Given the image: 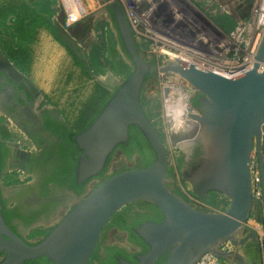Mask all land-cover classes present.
<instances>
[{
	"label": "water",
	"instance_id": "1",
	"mask_svg": "<svg viewBox=\"0 0 264 264\" xmlns=\"http://www.w3.org/2000/svg\"><path fill=\"white\" fill-rule=\"evenodd\" d=\"M102 1L113 12L116 27L109 13L108 16L132 72L94 123L75 137L79 151L77 183L91 181L103 173L109 158L119 151L117 148L128 143L132 126L144 135L155 161L147 168L122 172L86 190L62 221L32 245L15 233L3 216L1 144L4 142L0 139V264H26L43 257L51 264H89L112 217L135 202L152 204L162 213L163 220L147 221L136 228L135 233L149 250L137 256L136 263L119 258L118 264H158L165 256V264H196L209 253L234 263L238 258L242 264L240 253H223L218 247L226 242L248 244L249 237L239 241L237 233L254 209L250 170L254 151L262 176L264 215V73L259 72L264 39L252 70L234 79L220 77L179 59L159 67L140 55L119 2ZM0 54L3 56L1 51ZM6 62L23 76L12 63ZM153 70L180 76L200 94L195 108L200 114L192 115L200 125V149L195 160L203 158L208 164L200 179L202 195L197 197L205 200L210 191L220 193L230 200L226 211H198L168 188V151L141 102L144 84ZM5 72L9 74L7 69ZM188 179L192 183L191 176ZM15 188L19 186L9 189Z\"/></svg>",
	"mask_w": 264,
	"mask_h": 264
},
{
	"label": "rangeland",
	"instance_id": "2",
	"mask_svg": "<svg viewBox=\"0 0 264 264\" xmlns=\"http://www.w3.org/2000/svg\"><path fill=\"white\" fill-rule=\"evenodd\" d=\"M10 1L14 2L11 4V8L17 7L20 10L18 5L20 4L21 6L22 3H27L34 11L43 13L46 19L50 20L56 27L59 35L68 44L72 45L76 54L81 56L85 61L83 63L90 77L83 72L80 66L75 65L73 58L49 32L45 30L38 32L35 44L32 46L33 64L30 73L31 79L27 76L32 83L33 78L34 82L39 83L38 85L43 89L41 96H44V99L41 101L37 112H41L50 106L54 108L52 113L58 114L65 124L73 128L75 119L80 115L81 107H83V104L93 91L97 82L110 87H117L126 80L125 75L122 73V67L119 63L120 60L115 54V51L120 53L126 63L128 62L123 55L121 47L118 44L115 46L117 33L108 16L106 3L102 0H82L85 8L82 9L81 16L85 15L86 11L87 14L77 22H71L68 18L65 3L62 0H0V8L10 4ZM142 1L146 7L148 5L150 7H156L152 16L166 27L165 31H170L172 35L179 32L181 34H188L189 36L190 32H186L183 24H178V26L174 24L176 16L175 13H171L170 7L165 6L163 10L160 8L161 0ZM189 1L192 3L190 9L185 8L184 10L188 11L190 16L187 13L181 14L195 21L199 27L197 31L203 35L212 37L213 39L225 40V47L228 50L237 47L236 40H233L231 36L229 39L221 37V32L228 36L234 33L236 35L235 39L241 38L244 27L254 23L253 18L264 2V0H225L230 5L229 12L215 13L205 10V0H197L198 3L194 0ZM211 1L219 2L220 0ZM169 2H174L173 4L180 2L183 4L184 1L170 0ZM213 7H216V4ZM11 8L8 7L6 12ZM139 15L142 17L143 14L140 13ZM221 18L226 19V22H231L235 26L232 32L228 33V31H224L218 26ZM12 27L13 22L11 19L8 21L0 20V40L8 38V33L12 31ZM139 41L142 45L141 49L144 58H148L156 66H162L163 62L166 65L168 63H174L176 60L172 56H182L181 54H183L182 51L167 49L160 44H155L151 40L145 43L142 37L139 38ZM90 50V54H94L93 59H89V57L87 59L88 51ZM96 58L99 64L98 66L95 64ZM52 76L54 80L51 79ZM39 80L48 83V85H44L43 82L40 83ZM55 84L56 88L54 89L53 85ZM45 91L49 92L45 94ZM196 96L197 90L185 79L178 75L163 74L158 70H153L150 73L141 94V102L144 110L162 135L168 151L169 169L166 176V184L172 193L185 201L188 200L187 194L197 197L188 179L191 176L192 167L196 162L195 157L197 156V151L200 149L199 136L193 134L196 127L193 123L188 122L192 120L189 114L196 115L195 113L197 112L191 107V100ZM51 101L56 106H52ZM39 103V101L36 102L37 105ZM34 108L35 105L33 110ZM3 114V110L0 109V116ZM0 138L8 146H13L21 150H29L28 148L31 149L34 147L29 139H26V135L19 131V128L11 119L8 124L0 125ZM253 157L256 163L259 164L258 155L255 151ZM13 167L10 168L7 164L4 169L3 197L5 199L10 194V190L7 187L20 186L28 181H32L29 173L26 170L23 171V169H20L18 164H15V167ZM108 168L116 174L137 169L138 155L128 160L123 156L122 151L119 150L113 155ZM88 189L87 187L86 190ZM15 190L17 188L12 189L11 192ZM64 193L68 195L67 192ZM212 198L215 199L218 205L217 210H222V212L226 211L230 203L227 197L220 193H211L205 196L207 203ZM262 199L263 193L261 191L260 196L258 197L257 195L254 198V209L247 223L237 233L239 241L249 237L248 244L246 246L234 245V253L242 252V249H245L248 245L255 246L257 252L252 264H264V215ZM77 202L78 200L74 199L66 200L51 216L40 219L30 228H26L22 224L15 222L17 231L26 241L35 244L57 226L58 223H56V220L60 216H64ZM127 207L126 210L135 211L139 205L131 204ZM252 231H255V235L253 236L251 235ZM102 240V244L117 243L121 246L123 244L126 245V235L115 229L109 230L106 238L103 237ZM244 256L242 255L244 260L242 264H249L248 261L250 259H247L246 262ZM235 262L236 264H241L238 258Z\"/></svg>",
	"mask_w": 264,
	"mask_h": 264
},
{
	"label": "trees",
	"instance_id": "3",
	"mask_svg": "<svg viewBox=\"0 0 264 264\" xmlns=\"http://www.w3.org/2000/svg\"><path fill=\"white\" fill-rule=\"evenodd\" d=\"M11 6L12 5L0 8V18H3V20L11 17L16 18L12 31L8 33V38L1 39L0 44L6 51L8 58L14 62L16 67L21 72L28 73L30 71L33 61L32 45L35 42L37 30L40 28H45L73 58L75 65L80 66L83 72L90 77L89 72L84 66V60L82 57L77 55L74 47L68 44L59 35L56 27L51 23L50 20L46 19L43 13L32 10L26 4H22L20 10L17 7L11 8ZM8 7L11 9L6 12ZM107 13H109L114 27H116L115 21L113 19V12L108 7ZM218 26L224 31H228V33L232 32L235 28L231 22H226V19L224 18H221V20L218 22ZM116 38L115 46L118 44L121 47V50L124 51L119 35H117ZM137 47L140 55L145 60L139 45H137ZM115 54L120 60L119 63L122 67V73L127 78L131 74L130 71H132V67L124 61L118 51H115ZM93 55L90 54L89 59H93ZM95 64L97 66L99 65L97 58ZM118 90V86L110 87L106 84L97 82L93 88L92 94L83 104L79 117L75 119L73 124L74 126L72 125L73 128L67 124L61 123L57 117H53L49 113H45L44 116L46 117V120L44 129L50 131L54 136L61 139L59 143V150L57 154H50V152H46L42 155L41 159H39V156H32L30 161L27 163V166L30 168V170H37L41 173V182L39 187L36 186L35 188H38L39 190V198L46 201L37 204L31 209V207H25L21 203L17 206L14 204L9 205V200L3 198V216L7 224L15 233L18 234L15 225L16 221H20L25 227L30 228L45 215L53 213L58 208V206L62 204V201L49 200L54 190L56 191L53 194L56 195H58V192H63L64 190L72 191L76 196H82L85 194L86 188L91 181L81 184L77 183L76 170L79 161V151L75 144V137L78 134L86 131L94 123L106 104ZM195 105H197L196 100ZM3 120V118L0 119V124L3 122ZM117 150H121L123 156H125V158L128 160H131L135 155H138L137 169L147 168L155 161V155L151 147L149 146L141 131L135 126L130 127V137L128 143L120 145ZM10 153V148L5 143H2V172L4 171L6 160ZM112 157L113 155L109 158L103 173L94 179H99L100 181H104L106 179L105 176ZM46 165L49 166L48 169ZM31 189L32 187L22 191V194L28 193ZM133 204L139 205L137 210L128 211L126 210L128 207H125L112 217L101 236L98 247L89 264H118L119 258L136 263V257L146 253L149 250L146 244L135 233V229L147 221L161 223L163 220L162 213L159 211V209L148 202H135ZM208 204L214 208H217L218 206L214 198H212ZM112 229H118L122 233H127L128 242L139 247L141 251L129 252L127 249L118 245H110L106 243L102 244L101 240L103 237L106 238L107 232ZM166 259L167 256L161 258L158 264H165ZM26 264H51V262L48 261L46 257H43L34 261H28Z\"/></svg>",
	"mask_w": 264,
	"mask_h": 264
},
{
	"label": "built area",
	"instance_id": "4",
	"mask_svg": "<svg viewBox=\"0 0 264 264\" xmlns=\"http://www.w3.org/2000/svg\"><path fill=\"white\" fill-rule=\"evenodd\" d=\"M117 1L119 2V4L122 6V8L126 13L130 27L134 33L137 45H139L140 47L141 53H142V49H141L142 45L141 42L139 41L140 37L144 38L145 43H148V41L151 40L155 44H160L167 49L182 51L183 54L181 55L182 56L187 55L190 60L188 63L185 64L195 65L201 69L210 71L226 79H234L236 77L247 74L252 70L260 45L264 39V2L261 5L260 10L257 11V14H255V17L253 18L254 23L246 25L244 27V30L241 33V38L235 39L236 35L234 33L228 36L227 34L221 32L220 34L221 37H224L225 39H229L231 36L233 40H236L237 47L235 49L228 50L225 47V43H226L225 40L222 41L218 38L213 39L212 37L203 35L201 32L197 31L199 27L197 26V23H195V21L181 14V13H187L188 16H190L188 11L184 10L185 8L190 9V5H192V3L189 0H183L184 1L183 4H181L180 2L173 4L174 2L171 3L169 2L170 0L169 1L159 0L160 8H162L163 10L165 6L170 7L171 13L172 12L173 14L175 13L176 16L174 19L175 20L174 24L176 26H178V24H183L186 32L187 31L190 32L189 36L188 34H181L179 32L172 35L170 31H165L166 27L152 16L156 7L153 6L150 7L149 5L146 7L142 0H117ZM194 1L198 3L197 0ZM205 1L206 3L204 5V8L206 11L215 12V13L225 12V11L227 13L229 12L230 5L224 1H219V2L217 1L213 2L211 0H205ZM165 2H167L166 5ZM215 4L216 7H213ZM81 7H84L83 3L81 4ZM140 13L143 14L142 17L139 15ZM68 18L69 21L71 22H77L78 20L81 19L79 18L77 20L72 21L69 15ZM90 52L91 50L88 51L87 59L90 55ZM184 52H186V54ZM145 60L148 61L149 59L145 58ZM148 62H150V60ZM165 65L166 63L163 62L162 66ZM259 72L264 73V58L263 61L260 63ZM250 170H251L253 198H256L257 195L258 197L260 196V192L262 191V176L260 173L259 164L256 163L253 156L251 158ZM113 172L114 171L108 168L105 176L106 179L114 175H117L115 172L114 173ZM101 182L102 181H100L99 179H94L93 181L89 182L87 186L89 188L88 190L95 188ZM187 198H188L187 202L198 211L222 212V210H217L213 206L209 205L206 202V200H202L198 197H194L189 194H187ZM65 215L60 216L59 219L56 220V223L62 221ZM218 250L223 253H233L234 244L232 242L223 243L218 247ZM196 264H236V263H234L233 261H228L226 259L217 257L209 253L204 255Z\"/></svg>",
	"mask_w": 264,
	"mask_h": 264
},
{
	"label": "flooded vegetation",
	"instance_id": "5",
	"mask_svg": "<svg viewBox=\"0 0 264 264\" xmlns=\"http://www.w3.org/2000/svg\"><path fill=\"white\" fill-rule=\"evenodd\" d=\"M0 51H1L2 55L4 56L3 57L0 55V109H2L4 112V114L0 116V119L1 118L4 119L1 124H8L10 119L13 120L14 123L19 128V131H21L23 134H25L26 139H29V141L34 146L31 149L28 148L29 150H21L19 148L13 147V146H11V147L8 146L0 138L11 150L9 157L6 160L5 167L7 164L9 165L10 168L13 166L15 167V164H18V167L20 169H23V171L26 170L29 173V176L31 177V180H32V181H28L27 183L20 185L17 190L12 191V192H11L12 189H9V188L15 187V186L7 187L10 190V192H9L10 194L8 193L9 195H8L7 200H9V204H14L15 206H17L21 203L23 206L31 207V209H32L37 204H39L43 201H46V200H42L39 198V196H38L39 190H38V188L37 189L35 188L36 186L39 187V184L41 182V173L37 170H30V168L27 166V163L30 161L32 156H34V157L39 156V159H41L42 155L46 152H50V154H57V152L59 150V143L61 141V139L59 137L54 136L50 131H47L44 129V124H45V120H46V117L44 115H45V113H49L51 116L57 117L61 123H63V124H65V123L63 122L62 118L60 116H58V114L56 115V114L52 113L53 110H50V108H48V109L46 108V109H43L41 112H37V109L39 108V106L41 104V102H40L38 104V106H36L37 96H40V93L37 91L36 87L28 79V77L25 76V74L22 73L19 69L18 70L24 76V77L21 76V77H23V80L22 79L20 80V79L14 77L12 75V73L9 72V70L7 69L8 64H7L6 60H8L10 63H11V61L6 58V56L3 54L1 49H0ZM6 69L9 72L8 75L6 74L7 72H5ZM199 98H200V94L197 92V96L191 100V107L195 112H196L195 108L198 106V105H195V100L197 101V99H199ZM34 105H35V108L33 110ZM195 114L198 115L200 113L196 112ZM195 161L196 162L194 163V166L192 167L190 180L192 181L191 184H192V187L194 189V192L198 196V195H202L201 186H200V183H201L200 179L202 178V175L206 171L208 163H205L203 158L196 159ZM17 162H19V163H17ZM48 168H49V166H47V169ZM4 178H5V175L3 177V182H4ZM93 180H91V181H93ZM3 185H2V189H3L2 195H3V191H4ZM30 187H32V189L28 193L22 194V191H24ZM55 191L56 190H54L53 193H55ZM64 192H67L68 195H65ZM53 193L51 194V198L49 200L50 201L51 200L52 201H56V200L62 201V204H64L66 200H73V199L77 200L79 197V196H76L72 191H69V190H64L63 192H58V195L53 194ZM211 193H217V192L210 191L206 195L211 194ZM61 205L58 206L57 209H59L61 207ZM53 213L45 215L42 218H46L48 216H51ZM16 222L22 224L20 221H16ZM115 230L120 232L118 229H115ZM120 233H122V232H120ZM18 234H19V232H18ZM122 234L126 235V245L123 244L121 246V245H118L117 243H110V245H118L122 248L127 249L129 252H140L141 251V249L139 247L128 242V234L127 233H122ZM248 246H250V245H248ZM253 247H254V250H253L254 252L248 258V259H250L248 261L249 264L253 263V259L256 255V252H257L255 246H253Z\"/></svg>",
	"mask_w": 264,
	"mask_h": 264
},
{
	"label": "bare ground",
	"instance_id": "6",
	"mask_svg": "<svg viewBox=\"0 0 264 264\" xmlns=\"http://www.w3.org/2000/svg\"><path fill=\"white\" fill-rule=\"evenodd\" d=\"M62 1L65 3L66 10H67V13H68L70 19L77 20V19L82 17L81 11H82V9H84V7H81V4H82L81 0H62ZM184 53L186 54V52H184ZM172 58H174V60L179 59V60L183 61L184 63H188L190 61L187 55L186 56L173 55ZM182 59H186V60H182ZM7 69L9 70L10 73H12V75L14 77H16L20 80L21 79L23 80V77H21L13 67L7 66ZM185 98H187V97L185 96ZM189 115H190L192 120H191V122L190 121H188V122L193 123L194 126L196 127L195 128L196 130L193 132V134L195 136H199L200 125H199L198 121L192 117L193 114H189ZM242 250L243 251L240 252V254H242L244 256V253H245L244 257H245V261L247 262V259L249 258V256H251L254 252L253 251L254 247L250 245V246H247L245 249H242Z\"/></svg>",
	"mask_w": 264,
	"mask_h": 264
},
{
	"label": "crops",
	"instance_id": "7",
	"mask_svg": "<svg viewBox=\"0 0 264 264\" xmlns=\"http://www.w3.org/2000/svg\"><path fill=\"white\" fill-rule=\"evenodd\" d=\"M220 1H224V2H225V0H220ZM10 2H11V1H10ZM12 3H14V2H11L10 4L4 5V7H7V6L11 5ZM226 3H227V2H226ZM22 4H26L28 7H30V8L33 10V8H32L29 4H27V3H22ZM18 6L21 7L22 5L20 6V4H19ZM4 7H2V8H4ZM9 19L12 20L13 25H14V23H15V19H16V18L11 17V18H8V19H6V20H3V18H0V20H2V21H8ZM12 28H13V27H12ZM12 28H11V29H12ZM40 30H45V31L48 32L47 29H45V28H40V29L37 30V34H38V32H39ZM37 34H36V36H37ZM35 41H36V38H35ZM34 44H35V42H34ZM34 44H33V45H34ZM33 45H32V46H33ZM0 49L2 50V52H3V54L6 56V58L9 59L8 56L6 55V51L4 50V48H2L1 44H0ZM9 60H10V59H9ZM10 61H11V60H10ZM11 63L14 64V62H12V61H11ZM32 64H33V61H32ZM14 65H15V64H14ZM15 66H16V65H15ZM16 68H17V67H16ZM17 69H18V68H17ZM31 71H32V65H31L30 71H29L28 73H24L25 76H29L30 79H31V77H30V73H31ZM22 73H23V72H22ZM53 78H54V77L52 76L51 79H53ZM53 80H54V79H53ZM32 81H33V83H34L33 85L36 86L37 91L40 93V96H37V101L41 102V101L44 99V96H41V94H43V91H42L43 89L40 88V86L38 85L39 83L37 84L36 82H34V79H33V78H32ZM39 81H40V80H39ZM51 81H52V80H51ZM42 82H43V81H40V83H42ZM53 82H55V81H53ZM43 84H44V85H48V83H45V82H43ZM49 86H50V84H49ZM115 87H116V86H115ZM53 88H54V89L56 88V84L53 85ZM54 89H53V90H54ZM50 90H51V87H50ZM46 92H49V91H45V94H47ZM91 94H92V92H91ZM91 94H90V95H91ZM90 95H89V97H90ZM89 97H88V98H89ZM50 98H51V97H50ZM88 98H87V99H88ZM51 100H52V99H51ZM85 102H86V101H85ZM51 103H52V104H51L52 106H56V104L53 103V101H51ZM36 106H38V105L36 104ZM48 108H51L50 110H54V108H52V107H50V106L47 107V109H48ZM81 108H82V107H81ZM55 109L58 111L57 108H55ZM136 250H137V249H136Z\"/></svg>",
	"mask_w": 264,
	"mask_h": 264
}]
</instances>
